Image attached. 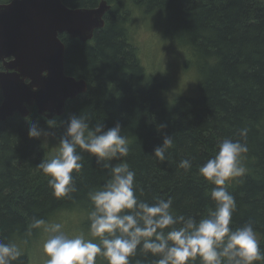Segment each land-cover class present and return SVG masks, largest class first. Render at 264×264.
Listing matches in <instances>:
<instances>
[{"label": "trees", "instance_id": "trees-1", "mask_svg": "<svg viewBox=\"0 0 264 264\" xmlns=\"http://www.w3.org/2000/svg\"><path fill=\"white\" fill-rule=\"evenodd\" d=\"M62 1L70 7H94L100 0ZM107 1L111 8L105 26L91 40L60 35L66 73L86 79V92L51 120L32 106L27 117L15 114L0 122V242L20 250L12 264H28L30 242L41 236L43 227L33 228V218L49 223L74 216L84 235L99 242L89 232L93 204L88 193L103 186L110 169L77 148L83 165L71 173L77 191L58 198L50 177L37 167L50 159L41 137L28 136L31 120L55 130L60 141L71 115L85 117L90 127L99 122L105 130L119 123L129 152L111 164L126 162L135 172L137 198L149 204L171 198L174 216L197 221L214 209L210 194L216 187L200 175L199 166L216 155L224 138L246 143L245 175L226 182L236 202L229 226L234 230L251 222L264 251V0H133L146 13H158L170 43L184 48V64L197 72L192 95H171L167 81L146 70L130 38L129 12L121 0ZM161 124L165 127L158 130ZM243 128L248 129L246 139L239 136ZM166 135H172L174 144L161 162L151 154ZM183 159L191 160L190 169L179 167ZM157 258L138 246L130 260L153 264ZM95 264L108 261L98 256ZM190 264H201L200 258Z\"/></svg>", "mask_w": 264, "mask_h": 264}, {"label": "clouds", "instance_id": "clouds-1", "mask_svg": "<svg viewBox=\"0 0 264 264\" xmlns=\"http://www.w3.org/2000/svg\"><path fill=\"white\" fill-rule=\"evenodd\" d=\"M165 125L158 126V130ZM248 129L239 130L247 137ZM49 133L37 122L28 120V136L40 138ZM172 135L163 137L162 145L153 153L159 161L166 160V151L173 147ZM77 148L96 158V163L110 169V178L98 190L88 193L93 204L89 212V232L99 242L86 238L83 233L68 235L60 223L48 224L44 219L33 218L32 227H43L48 239L43 250L48 255L47 264H95L98 256L108 264H131L138 246L147 254L158 257L153 264H190L200 258L201 264H255L264 261L251 222L230 228L236 209L234 196L227 190L226 182L242 177L246 169L242 164L248 152L246 143L224 138L218 150L202 166L199 173L216 187L211 190L215 201L206 217L197 221L193 217L174 216L172 199L157 200L153 204L141 201L135 195V172L126 162L112 165L111 161L128 155L127 139L121 135V126L104 129L96 123L90 127L83 116L71 115L64 134L60 137L59 152L37 167L49 176L48 184L56 197H66L77 191L71 173L83 167L82 155ZM179 167L188 170L190 159H183ZM168 229L167 232L164 230ZM21 256L15 244L0 242V264H12ZM141 264V261H136Z\"/></svg>", "mask_w": 264, "mask_h": 264}, {"label": "water", "instance_id": "water-1", "mask_svg": "<svg viewBox=\"0 0 264 264\" xmlns=\"http://www.w3.org/2000/svg\"><path fill=\"white\" fill-rule=\"evenodd\" d=\"M110 8L107 0L94 7H70L62 0L0 2V122L15 113L27 117L33 105L51 120L86 92V79L66 73L60 35L91 40Z\"/></svg>", "mask_w": 264, "mask_h": 264}, {"label": "rangeland", "instance_id": "rangeland-1", "mask_svg": "<svg viewBox=\"0 0 264 264\" xmlns=\"http://www.w3.org/2000/svg\"><path fill=\"white\" fill-rule=\"evenodd\" d=\"M7 0H0L5 2ZM122 8L127 10L129 34L132 42L137 46L142 63L148 72H154L167 82L171 95H192L197 84V72L184 64V48L170 43V33H165L158 13H146L141 6L133 5V0H121ZM171 38V37H170ZM49 135L41 137L47 156L51 159L59 152V140L56 132L44 127ZM60 223L62 230L68 235L85 233L79 225V219L74 216L57 218L49 222ZM48 233L42 230L39 239L30 242L26 253L28 264H47L48 255L43 250V244L48 239ZM86 238L88 236L85 235ZM34 242V243H32ZM33 244V245H32Z\"/></svg>", "mask_w": 264, "mask_h": 264}, {"label": "flooded vegetation", "instance_id": "flooded-vegetation-1", "mask_svg": "<svg viewBox=\"0 0 264 264\" xmlns=\"http://www.w3.org/2000/svg\"><path fill=\"white\" fill-rule=\"evenodd\" d=\"M8 1H10V0H7V1H5V2H8ZM0 69H2V64L0 63ZM1 93V92H0ZM0 102H1V100H0ZM34 106V105H33ZM30 107H32V106H30ZM30 107H28V108H30ZM35 107V106H34ZM36 108V107H35ZM37 111V110H36ZM15 114H18V113H15ZM14 114V115H15ZM19 115V114H18ZM6 121V120H5ZM3 122V121H2Z\"/></svg>", "mask_w": 264, "mask_h": 264}]
</instances>
